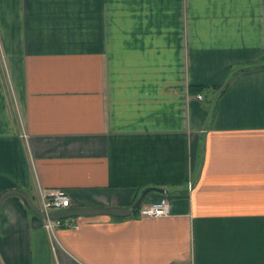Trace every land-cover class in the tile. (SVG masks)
Listing matches in <instances>:
<instances>
[{
  "label": "crops",
  "instance_id": "0c3cea01",
  "mask_svg": "<svg viewBox=\"0 0 264 264\" xmlns=\"http://www.w3.org/2000/svg\"><path fill=\"white\" fill-rule=\"evenodd\" d=\"M147 187L4 197L0 264H264V0H0V194Z\"/></svg>",
  "mask_w": 264,
  "mask_h": 264
},
{
  "label": "built area",
  "instance_id": "2783aa9c",
  "mask_svg": "<svg viewBox=\"0 0 264 264\" xmlns=\"http://www.w3.org/2000/svg\"><path fill=\"white\" fill-rule=\"evenodd\" d=\"M201 98V95H198ZM191 188V184H188V189ZM39 205L38 209L48 214L53 211L60 209L69 208L71 206V200L65 190L61 188L40 190L38 194ZM140 215L149 217H166L171 214L170 205L166 198L162 197L154 202H151L145 206L138 208ZM44 227L48 232H52L55 227H73L76 224L72 223V217L60 218V219H49L44 218Z\"/></svg>",
  "mask_w": 264,
  "mask_h": 264
},
{
  "label": "water",
  "instance_id": "95a60500",
  "mask_svg": "<svg viewBox=\"0 0 264 264\" xmlns=\"http://www.w3.org/2000/svg\"><path fill=\"white\" fill-rule=\"evenodd\" d=\"M228 79L219 87V89L214 94L211 108L208 114V118L213 110V106L215 103V100L217 98V95L219 92H221L227 85ZM207 118V119H208ZM164 190L157 187H147L143 189L139 197L129 206V207H69L65 209H60L57 211L50 212L48 214H45L41 212L32 202L31 198L24 193L21 190L12 189L4 191L0 194V203L2 199L10 194L18 195L21 197L26 205L35 213H37L39 216L43 218H49V219H60V218H66V217H75V216H81V215H109L113 217H125L131 215L134 211H136L141 203L145 195L149 192H163Z\"/></svg>",
  "mask_w": 264,
  "mask_h": 264
},
{
  "label": "trees",
  "instance_id": "16d2710c",
  "mask_svg": "<svg viewBox=\"0 0 264 264\" xmlns=\"http://www.w3.org/2000/svg\"><path fill=\"white\" fill-rule=\"evenodd\" d=\"M220 86H221V85L216 86V90H217ZM192 88H193V91H194V92H198V91H200L203 87H200V86H199V87H198V86L196 87V86H195V87H192ZM224 89H225V88H224ZM224 89H223L220 93H222V92L224 91ZM136 211H138V209H137ZM136 211H134V212H136Z\"/></svg>",
  "mask_w": 264,
  "mask_h": 264
},
{
  "label": "rangeland",
  "instance_id": "374dc122",
  "mask_svg": "<svg viewBox=\"0 0 264 264\" xmlns=\"http://www.w3.org/2000/svg\"><path fill=\"white\" fill-rule=\"evenodd\" d=\"M207 104V103H206ZM209 105V104H208Z\"/></svg>",
  "mask_w": 264,
  "mask_h": 264
}]
</instances>
